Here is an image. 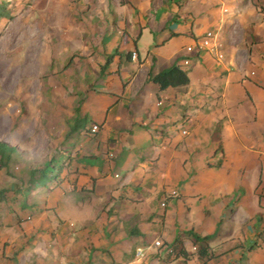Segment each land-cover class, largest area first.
Here are the masks:
<instances>
[{"label": "crops", "instance_id": "crops-1", "mask_svg": "<svg viewBox=\"0 0 264 264\" xmlns=\"http://www.w3.org/2000/svg\"><path fill=\"white\" fill-rule=\"evenodd\" d=\"M80 3L72 124L0 205V264H264V0Z\"/></svg>", "mask_w": 264, "mask_h": 264}, {"label": "rangeland", "instance_id": "rangeland-1", "mask_svg": "<svg viewBox=\"0 0 264 264\" xmlns=\"http://www.w3.org/2000/svg\"><path fill=\"white\" fill-rule=\"evenodd\" d=\"M80 1L0 0V143L16 150L0 166L4 209L33 186L31 171L37 179L61 156V130L72 122L56 107L65 104L64 95L75 105V88L67 83L73 63L63 67L85 42Z\"/></svg>", "mask_w": 264, "mask_h": 264}, {"label": "trees", "instance_id": "trees-1", "mask_svg": "<svg viewBox=\"0 0 264 264\" xmlns=\"http://www.w3.org/2000/svg\"><path fill=\"white\" fill-rule=\"evenodd\" d=\"M71 62V59L69 62L63 67V70L67 69L69 67ZM152 80L158 84L159 88L165 89L167 87H177V86H182L186 85L188 83V79L186 77V71L180 67V66H173L169 68L168 70L162 71L152 77ZM16 152L15 148L9 147L3 143H0V166L3 167L6 164L9 163L11 160L12 155H14ZM49 168H43L42 170L38 171L39 176L42 177L41 179L44 178V172ZM36 172L31 171L29 174V183L30 184H35L36 181ZM39 178V177H38ZM37 178V179H38ZM5 191H0V201H3L5 198ZM196 241L201 242L202 240L196 239ZM177 246L172 247V251L175 252L174 249H176ZM205 248L199 244L197 248V253L200 254ZM178 250V249H177ZM178 253H180V250H178ZM177 253V254H178Z\"/></svg>", "mask_w": 264, "mask_h": 264}, {"label": "built area", "instance_id": "built-area-1", "mask_svg": "<svg viewBox=\"0 0 264 264\" xmlns=\"http://www.w3.org/2000/svg\"><path fill=\"white\" fill-rule=\"evenodd\" d=\"M212 38H213V34H212L211 32H207V33L205 34V36L202 37L201 40L199 41V45H198L199 49H202V48H208V47H209V42L211 41ZM191 50H192V49H191L190 47H187V48H186V52H190ZM219 57H220V56H219ZM132 58H133V59L136 58V55H135L134 53L132 54ZM182 64L187 66V65H189V61H188V60H184V61L182 62ZM97 130H98V126H97V125H92L91 128H90V133H91V134H94V133L97 132ZM182 134L186 135L187 133H186L185 130H183V131H182ZM161 206H164V204H161ZM154 245H155V246H159L160 243H159V242H155Z\"/></svg>", "mask_w": 264, "mask_h": 264}]
</instances>
